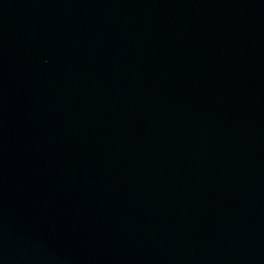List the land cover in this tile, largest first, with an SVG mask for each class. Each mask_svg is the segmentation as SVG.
<instances>
[{"label":"water","instance_id":"1","mask_svg":"<svg viewBox=\"0 0 264 264\" xmlns=\"http://www.w3.org/2000/svg\"><path fill=\"white\" fill-rule=\"evenodd\" d=\"M0 264H264V0H0Z\"/></svg>","mask_w":264,"mask_h":264}]
</instances>
